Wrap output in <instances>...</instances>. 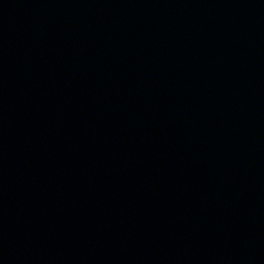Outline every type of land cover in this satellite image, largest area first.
I'll use <instances>...</instances> for the list:
<instances>
[{
    "label": "water",
    "instance_id": "1",
    "mask_svg": "<svg viewBox=\"0 0 264 264\" xmlns=\"http://www.w3.org/2000/svg\"><path fill=\"white\" fill-rule=\"evenodd\" d=\"M0 264H264V0H0Z\"/></svg>",
    "mask_w": 264,
    "mask_h": 264
}]
</instances>
